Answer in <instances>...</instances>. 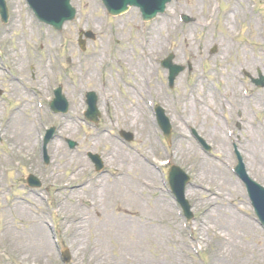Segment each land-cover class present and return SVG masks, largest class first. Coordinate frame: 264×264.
I'll return each instance as SVG.
<instances>
[{
    "label": "rangeland",
    "instance_id": "374dc122",
    "mask_svg": "<svg viewBox=\"0 0 264 264\" xmlns=\"http://www.w3.org/2000/svg\"><path fill=\"white\" fill-rule=\"evenodd\" d=\"M6 1L11 11V21L9 28L0 33L1 60L16 71L14 77L22 84L23 90L25 91L24 86L29 87V90L37 92L38 98L41 100L50 95V89L56 81L51 77L45 79L44 64L36 51L46 49L52 52L53 46L64 38L67 40L64 58L66 60L69 57L72 61L71 66L67 65V72L75 78L77 87L69 86V83L66 84V80L61 81L64 95L70 104V114L65 118H53L47 111H44L40 117L34 105V97L21 93L22 87H19L18 83L14 84L12 81H8L2 73L1 67L3 66L0 64V88L5 91L4 98L0 100V131L3 139L0 146V157H3L0 158V228L2 225L4 226L5 215H8L5 207L22 205L28 213V219L18 218L12 213L15 221L11 225L18 229H24L32 220H36L45 233L48 245V238L51 239L52 232L51 229L44 226L43 221L49 222L52 218L55 224L53 234L58 236L57 239L61 246L69 249L70 264H114L115 259L119 257L117 255L118 248H120V253L134 254L129 252V245L111 222V220L119 221L121 216H129L136 218L140 224L139 230L145 231V235L142 237L144 251L140 253L138 250L136 253V257L140 254V264H264V256L259 251L261 248L259 242H264V236L252 220L246 219L245 215L250 216V209L239 181L231 174L235 159L231 154L232 144L228 136L229 130L233 129L234 133L236 131L232 125L228 126V122L231 124L237 121L234 113L241 111L243 122H239L242 123V131H236L241 140L238 149L250 178L264 187V90L257 89L248 83L252 97L249 100H244L240 93V84L232 79V74L236 73L235 71L238 72L236 70L238 66L252 77L255 76L257 70L264 74V0H244L243 4L247 7V13L239 15L235 23L231 12L232 6L237 0H214L213 4L211 3L210 13H207L209 0H174L168 5L163 16L152 21L149 31L155 28L163 29V35L173 43L169 53L174 54L177 63L184 64L182 53L179 48L174 46V43L180 42L182 37L195 42L193 51L195 48V54L198 56V64H190L192 73L181 74L172 91L169 92L164 85L159 84L160 88L157 86L155 92L157 94L153 93L154 100L166 109V114L170 117L173 127L170 145L164 143V147H159L157 139L154 134L152 135V125L147 122V113L144 112H147V109L139 103L142 98L141 94L127 93L117 79L113 80L115 91L111 95L110 111H105L106 115L103 117L100 131L86 127L79 128L82 123V118L78 115L83 105L82 96L86 91H94L99 94L97 78L100 74L97 63L96 71L92 77H81V71L88 66L89 59L87 58L89 57L79 56L77 53L76 34L79 30L86 28L95 33L96 41L87 44L86 53L98 52L101 47L106 45L107 35L101 28L102 12L99 0H71L77 10L76 20L66 25L60 34L44 28L41 39L39 38L42 30L38 28L37 31V26L31 22L22 1ZM254 3L257 4V7H254ZM179 12L189 15L194 20L193 24L179 25L176 20ZM207 14L212 15L209 26L205 25L209 20ZM238 23L245 24L244 31L242 35L235 36L238 31L236 27ZM110 24L118 34L116 39L126 47L125 49L129 50L128 61L135 60V56L138 55L136 49L137 12L130 11L126 15L112 18ZM39 31L40 34L37 36ZM233 46H235L234 50L231 48ZM212 47H216L214 55L209 54ZM164 48L163 46V50L162 48L155 49V55L162 57L167 52ZM202 66H205V77H207L203 81L200 79L201 87H198L197 92V95L201 93L205 100L202 113L199 115L194 113L193 108L189 106V123L182 126L175 120V115H178L181 109L179 100L178 102L175 100L179 99L181 93L184 95L185 87L189 90L190 86L196 82V78L201 76ZM75 67H77V71L74 69ZM113 71L118 72L117 69H113ZM158 74L162 77V81L159 83H162L165 80V72L160 71ZM131 77H134L132 72ZM105 80L107 81L106 78ZM135 80L134 77L131 81L135 82ZM154 84L155 82L152 85L154 86ZM203 88L204 90H202ZM14 89L19 95L14 93ZM122 89L125 91L123 99L125 107L129 106L130 108V105L138 107L137 119L134 121L129 119L127 113L124 114L126 110L118 101L122 95ZM188 93L189 91H187ZM219 94V99L214 97ZM34 96L37 97L35 94ZM19 104H23V110L14 112ZM100 106L102 109V104ZM213 107L219 116H213L211 111ZM257 116L261 119L259 122H256ZM108 118L113 122V126H109ZM224 120H228V122ZM9 121L11 123H8ZM43 124L44 126L53 124L58 129L57 137L48 147L51 163L44 169L39 160ZM189 127L195 128L212 145L214 156L207 158L202 155L190 138ZM106 129L113 133L116 129L134 133L133 150L124 149L117 140L110 138L107 134L104 135L103 131ZM99 133L104 137L95 138L94 135ZM15 134H20L21 138L17 139ZM64 138L76 141L78 150L68 151L63 142ZM111 145H117L124 151L125 156L132 158L136 156L137 150H143L151 157L157 156L160 159H165V155L168 153L171 155L173 163L190 175L191 185L187 187L186 198L192 206L194 222L189 223L188 230L184 229V223L170 199L161 196L158 191L146 193L144 191L143 194L146 202L148 200V204L155 202V199L164 201L160 208L152 211V208L147 207L143 201L139 202L140 210L130 209V211L121 204H115L111 197L113 195L106 190V192H101L102 196L98 194V198L93 197L99 208L88 221H84L82 227L84 234L81 238H73L69 230H63L64 223L69 221L71 215H56L54 211V200L64 195L62 184L70 181L71 186H81L79 183L92 173L89 163L84 158L86 151L102 152L107 168L108 165L109 167H111L110 165L117 166L110 161L109 153L106 152L108 148H111ZM7 157H15L23 161L20 171H16L8 165ZM78 161H84L82 163L84 170L82 177L74 183L69 177L71 170L68 166L70 163L76 165ZM127 166L129 171L126 172L131 175L127 182L133 183L137 181V178L147 177V175L144 176V173L139 174L135 163L127 164L126 169ZM5 167L7 171L4 170ZM200 167L210 168L211 173H204ZM110 170L114 171L112 167ZM29 172L34 173L43 182L45 181L44 192L43 189L34 191L32 194L24 191L21 184ZM9 178L16 182L15 186L9 182ZM46 179L48 180L46 181ZM149 179L154 182L155 186L160 185L158 175H152V178ZM109 180L110 177L105 175L101 182ZM103 183L106 184V182ZM118 188L121 189V187ZM44 196L49 198L47 206L42 202ZM85 197L92 199L90 194H85ZM229 199L233 204H236L241 212L237 213L226 203L224 206L218 204V209H228L232 214H224L221 220L214 214L211 203L226 202ZM82 202L84 203V201ZM101 209H105L110 218H104L101 215ZM81 210L84 208L82 207ZM101 218L105 220L103 226L101 225L103 221L98 224ZM96 225L107 229L97 231L96 228L99 230V227H95ZM96 235H100L101 238L100 249L93 245L96 242ZM4 238L8 237L0 235V248H6L7 252H5L6 256H0V264H19V260L23 259L20 255L14 254L18 253V250L11 252L7 248ZM93 249L96 254H92ZM180 252L184 258H181ZM196 252L199 253L197 257L195 256ZM44 254V257H42L43 255L35 258L29 256L23 261L28 264H34L33 262L36 261H41V264H62L55 249H50L49 245L44 248Z\"/></svg>",
    "mask_w": 264,
    "mask_h": 264
},
{
    "label": "bare ground",
    "instance_id": "6f19581e",
    "mask_svg": "<svg viewBox=\"0 0 264 264\" xmlns=\"http://www.w3.org/2000/svg\"><path fill=\"white\" fill-rule=\"evenodd\" d=\"M242 10H240L239 8H235L234 13L235 14H239L241 13ZM164 42V40L161 38L160 36V31H157L156 35H149L147 36V38L143 39L142 41V48L144 50L143 53V58L138 59L135 63H134V67L136 69V71L138 72V74L144 78L145 76L148 75L149 73V65L146 62V58H148L154 47L160 46L162 43ZM180 47H182L187 54L192 57L194 60H196V57L194 55L193 52V45L192 43L188 42L186 39H182L180 45ZM199 86V83H197L195 85V87L193 88L192 92L195 93L197 91V88ZM143 91V87L142 85H138L136 86V88H132L129 90V93H137V92H142ZM204 104V101L200 98H196L195 99V105L198 106L196 107L197 111L199 113H202V105ZM187 110V108H186ZM136 112L137 109L134 107H131L128 109V113H129V117L131 119H134L136 116ZM17 135L19 138H21L20 134H15ZM111 155L113 157L116 158L117 162L119 165H122L123 167H125L127 164H131V163H135L136 164V168L138 170L141 171V173H148L149 174V167L146 163L141 162L138 159L132 158V157H127L125 155H123L118 149L114 148ZM201 171H203L204 173H211V169L210 168H205V167H201ZM76 174L78 173L75 172ZM125 174L117 179V183H120L121 185V189L118 192V197L120 198V200L123 202L124 207L128 208V209H135V210H140V205L139 202L143 201V196H142V191L140 190L141 185H138L136 181H134L133 183L131 182H127V180L124 178ZM95 193H99L100 196L103 195V191L107 190L105 187H100L96 190L92 189ZM77 192H73L71 193L70 197H68V199L65 200H61L58 202V212L61 213H67L69 211H78V215L75 217V215H73V220L72 221H67L66 222V226L69 227L71 229V235L73 236V238H81L84 234L83 231V224L84 221H88L91 217L92 214H94V212H96L98 210V205L97 204H90V206L85 209V210H80V203L78 202V200L75 198L76 197ZM72 201V202H71ZM220 205H225V202H221V203H216L213 202L211 203V205L213 206V211L214 214H216V217L221 219L223 218L224 214L225 215H232L231 212L227 209H218L217 207ZM161 201L160 200H156L153 203L152 206V211L157 210L158 208L161 207ZM9 212L13 213L14 216L16 217H21V218H27L28 219V213L26 212V210L23 207H18L16 206L12 211L9 210ZM140 212V211H137ZM211 212V211H210ZM209 212V213H210ZM219 214V215H218ZM101 215L104 218H107L108 215L105 212V209H101ZM110 218V217H108ZM103 221V222H102ZM102 222V226L105 224V220H103V218H101V221L98 222V224H100ZM112 225L116 228L117 232L121 233V235L124 237L123 240L129 245V252H133V255H129V254H123L120 253V248H118V254L119 257L115 259V264H140L141 263V259H140V254L138 255V257H136V253H138V250L140 253H142L144 251V246L142 244L143 239L142 237H144L145 235V231L144 230H139L138 226H140V224L138 223V221L136 220V218L133 217H129V216H123L121 217V219L119 221L117 220H111ZM95 227H99L96 228L97 231H100L102 229H107L106 227H100L98 225H96ZM13 237H19L22 240L21 245L19 243H16L15 241H13V243L10 244V246L15 249L16 247L20 246V250L22 252V256L27 258L29 256L31 257H36L37 255H40L42 253V251L44 250V248H46L47 245V238L45 236L44 231L42 230V227L39 225V223L36 220H32L30 225L28 226L27 229L21 231V232H14ZM95 244L93 243V245L97 248L100 249V247L102 246V242H101V238L100 235H96L95 237ZM49 244V243H48ZM140 244H142L140 246ZM261 248H260V254H262L264 256V242L261 241L259 242ZM92 245V247H93ZM98 245V247H97ZM92 254H96V252H94L93 249V253ZM105 255L107 254V252L105 251L104 253Z\"/></svg>",
    "mask_w": 264,
    "mask_h": 264
},
{
    "label": "water",
    "instance_id": "95a60500",
    "mask_svg": "<svg viewBox=\"0 0 264 264\" xmlns=\"http://www.w3.org/2000/svg\"><path fill=\"white\" fill-rule=\"evenodd\" d=\"M263 80V79H262ZM261 84H263V83H261Z\"/></svg>",
    "mask_w": 264,
    "mask_h": 264
}]
</instances>
